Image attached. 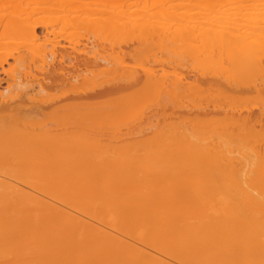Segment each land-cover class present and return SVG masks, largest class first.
<instances>
[{"label": "bare ground", "instance_id": "obj_1", "mask_svg": "<svg viewBox=\"0 0 264 264\" xmlns=\"http://www.w3.org/2000/svg\"><path fill=\"white\" fill-rule=\"evenodd\" d=\"M116 1L60 0L70 14L56 28L32 12L0 16V45L17 48H0V264H264V36L220 34L218 17L172 29L178 18H164V30ZM73 38L83 47L60 45ZM121 126L159 149L145 168L128 146L94 150L122 141ZM185 164L203 176L174 173ZM213 166L237 172V200L213 184ZM178 178L192 191L159 192ZM163 197L170 206L152 209Z\"/></svg>", "mask_w": 264, "mask_h": 264}, {"label": "rangeland", "instance_id": "obj_2", "mask_svg": "<svg viewBox=\"0 0 264 264\" xmlns=\"http://www.w3.org/2000/svg\"><path fill=\"white\" fill-rule=\"evenodd\" d=\"M65 1H67V0H62V2H64V3H66ZM73 1H75V0H73ZM81 1H83V0H81ZM115 1V0H114ZM149 2L148 4L146 3V2ZM154 1H160V0H125V2L123 3L124 5L122 6L123 8V10L125 9V10H129L128 12H126L127 14H126V17L128 16L130 19L133 17L134 19L135 18H137L138 17V19L137 20H139V18H143V19H147V18H149V20L151 21V20H153L154 19V21L153 22H155V21H157L158 22V24L160 23V22H162V24H163V21H165L166 22V24L167 25H169L170 23V21H171V19H177V21H171V24H170V26L173 24V23H175L174 25H172L171 27L170 26H168V28L170 27V29H172L173 27H175V25L176 26H179L178 24H181V22H182V20H183V18H189V19H191V20H199L200 21V23L197 25V27H204V25H203V23H205V22H207L206 20H208L209 18L208 17H213V19H214V17H218V19H219V21H218V23H214V21H209V20H211V18L208 20V22H210V28H211V23L213 24L212 26V29L215 27V30L218 32V31H220L219 33L220 34H224V33H227V32H230L229 31V29H230V27H232V28H235V29H239V30H242V31H247V32H250V34L252 35V34H256V35H254L253 36V38H255V36H257L258 34L260 35V36H264V22H262L261 24H259V25H252L253 23L252 22H249L248 21V23H247V20H242V21H237L238 23L237 24H235V25H233L232 23L230 24L229 22H230V20L232 19V17H234V18H237V20H240L242 17H243V19H244V17L246 18L247 17V19H248V17H250V19H253V18H256V17H261V18H264V0H249V2H247V0H204V1H202V0H200V1H198V0H161L160 2L161 3H156L155 2V4H157V5H155L154 4ZM246 1V2H245ZM117 2H120V0H118V1H116V2H114V4L116 5V4H118ZM127 2V3H126ZM136 2V3H135ZM195 3H197V5H188V4H195ZM210 3H221L222 4V9L219 11V10H214V9H211V8H209V7H207V4H210ZM60 0H0V16H12V15H14L15 14V12H19V13H21V14H25L26 15V13H30V12H32V19H40V20H46V21H50V20H52L51 22H52V28H56L57 26H58V21L57 20H59L60 18H61V16L63 15V14H66V15H68V13H65V12H63V13H61L62 12V8L60 9V8H58V6L60 7ZM76 4L77 3H74V4H72V5H74V6H76ZM113 4V5H114ZM126 4V5H125ZM129 4V5H128ZM144 4V5H143ZM152 4V7H150V5ZM154 4V5H153ZM112 5V7L110 6V7H107V10L108 9H112L114 6ZM133 5V6H132ZM62 6V5H61ZM118 6V5H117ZM144 6V7H143ZM56 7V8H55ZM126 7V8H125ZM130 7V8H129ZM55 8V9H54ZM144 8H146V9H144ZM132 9V10H131ZM148 9V10H147ZM59 10V12H57ZM61 10V11H60ZM134 10V11H133ZM166 11H169L168 13H166ZM73 13V12H72ZM130 13H131V15H130ZM149 14V15H147V14ZM162 13V14H161ZM163 13H165V15H163ZM70 14V13H69ZM135 14V15H134ZM162 15V17H160V16ZM174 15V16H173ZM132 16V17H131ZM152 16V17H151ZM173 16V17H172ZM205 17H207V19L205 18ZM238 17H241V18H239L238 19ZM52 18V19H51ZM57 18V24L55 23V19ZM164 18H166V19H164ZM170 18V19H169ZM180 18H182V20H181V22H179V19ZM193 18V19H192ZM220 18H221V20H223V21H220ZM223 18V19H222ZM231 18V19H230ZM174 19V20H175ZM205 19V20H204ZM233 20V19H232ZM231 20V21H232ZM132 21L134 22V20L132 19ZM142 20H140V22H141ZM190 21V20H189ZM199 21H197V22H199ZM135 22H137V24L135 23ZM134 22V25L136 24L137 26H138V21H135ZM165 22H164V25H162L161 23L159 24V26H161V28L163 29L164 28V30L165 29H167V25H165ZM173 22V23H172ZM184 22V23H183ZM182 22V24L183 25H188L189 23H185V22H188V20H186V21H183ZM220 22V23H219ZM130 23H132V22H130ZM130 23H128V26H130V25H132V24H130ZM250 23H252V24H250ZM154 24H156V23H154ZM158 24H156V25H158ZM182 24H181V26H182ZM215 24H218V26H219V24H220V26L217 28L216 26H215ZM223 24V25H222ZM135 25V26H136ZM207 25H205V26H207ZM246 25H248V27H245ZM255 26V28H253L252 26ZM56 26V27H55ZM128 26H126V28L124 29V32L126 31V34L128 35L129 33L127 32V30H129L128 28ZM135 26H133V27H135ZM165 26H166V28H165ZM50 27H51V25H50ZM88 26H86L85 28H87ZM90 27V26H89ZM88 27V28H89ZM133 27H131L130 28V31L132 30V28ZM228 27H229V29H228ZM87 28V29H88ZM87 29H80L81 31V33L83 32V33H91V31H92V29L90 28V29H88V30H90V31H88L87 32ZM135 29V28H134ZM133 29V30H134ZM57 30V29H56ZM72 29H70V31L69 32H72V33H76V32H79L77 29H73L72 31H71ZM76 30V31H75ZM133 30H132V33H133ZM168 30V29H167ZM42 30H41V28H39L38 29V32H41ZM135 31H136V29L134 30V33H135ZM79 32V33H80ZM123 32V31H122ZM82 33V34H83ZM136 33H137V31H136ZM124 34V33H123ZM125 34V35H126ZM131 34V33H130ZM75 35H78V34H75ZM132 35V34H131ZM134 35V34H133ZM129 36V35H128ZM132 37V36H131ZM75 38V37H74ZM72 39V40H61L60 41V45H62L64 48H65V50L67 49L68 51L70 50L71 51V48H74V49H76V48H82L83 46L81 45V43H79L78 44V39L76 40V39ZM11 40V39H10ZM10 40L8 39H6V41L5 40H3V41H5V42H10ZM74 40V41H73ZM2 41V42H3ZM12 41V40H11ZM72 41V42H71ZM77 42V43H76ZM84 42V41H83ZM33 43V42H32ZM36 43L37 42H34L32 45H34V46H32V49L33 48H36ZM73 43V44H72ZM7 43H5V44H3V46H1L0 45V48H2V51H10V50H15V49H17V48H15V47H13L12 48V44H9L8 43V45H6ZM12 45V46H11ZM82 46V47H81ZM47 48H50L49 46H47ZM4 49V50H3ZM9 49V50H8ZM13 63V62H12ZM11 63V65H14V63L12 64ZM197 63L198 62H196V63H194V65L197 67ZM192 64H193V62H192ZM191 66H193V65H191ZM5 77V76H4ZM2 90H3V88H2ZM35 91H32V94L34 93ZM253 100V99H252ZM256 100V99H255ZM256 101H258V100H256ZM249 102V103H248ZM247 103L249 104V105H254V104H258V105H261V101H259L258 103H250V101H248ZM264 104V103H263ZM141 106L139 105V108H140ZM142 107H143V105H142ZM138 108V107H137ZM137 110V109H136ZM141 110V109H140ZM131 126H134V127H131ZM131 126H129L130 127V129H135V127H136V129H137V127H138V129L140 128V126H138V125H131ZM127 127L126 126H121V129L122 130H124L123 131V133H121L120 134V137H121V140L122 141H119V139H116L115 138V136H113V137H110V136H112L110 133V135L109 136H107V138L106 139H104V142L102 141V143L103 144H98V145H96V146H98V148H95V146H94V150L95 151H97V152H100L99 150H101V152H113L114 150H115V148H116V150L117 151H119V153L120 154H122V152H121V150L120 149H122L123 148V146H125V148L128 146V150H129V152L128 151H126L128 154H130V155H132V156H135L134 154H136V153H138L139 155V157L140 158H137V156H135L138 160H137V165H136V167L137 168H140L141 167V169H143V168H145L146 167V163H147V161L146 160H148V157H150V158H152V157H154L157 153H158V151H159V149L157 148V146L155 147L154 146V148L152 149L151 148V150L149 149L150 147H146L145 146V142L142 140V138L144 139V138H146L147 137V135H149V133H147V132H144L145 133V135H143L142 136V134H144V133H140V135L138 134V136H137V130H136V133H134V130H133V133L131 134V132H130V130H127L126 129ZM141 128H143L142 126H141ZM121 130V131H122ZM127 130V131H126ZM125 131H126V133H125ZM129 131V132H128ZM108 134V133H107ZM135 134H136V136H135ZM128 135V136H127ZM110 137V139H111V141L108 139ZM129 137V138H128ZM114 138V139H113ZM136 139V140H135ZM105 140H107V141H105ZM114 140V141H113ZM134 140H135V142H137L138 141V143H135L134 142ZM126 141H128V142H126ZM143 141V142H142ZM107 144H109V145H107ZM134 145V146H133ZM136 146V147H135ZM102 147V148H101ZM140 147V148H139ZM109 148V149H108ZM99 149V150H98ZM112 149V150H111ZM127 149V148H126ZM148 149V150H147ZM158 149V150H157ZM102 150H104V151H102ZM115 150V151H116ZM149 155H152V156H149ZM158 155V154H157ZM147 156V157H146ZM135 157H133V158H135ZM144 158H145V160H144ZM147 158V159H146ZM140 159L142 160V161H140ZM143 165V166H142ZM143 167V168H142ZM184 167H187V168H182L181 167V169H175L174 168V173H176L178 170H180L179 172H177L178 174H180L182 177H191V178H193V179H196V177H199V175H201V176H203L202 174H200V173H198L197 172V170H195L196 168H194V173L192 172V170L190 171L189 170V168L188 167H193V165H191L190 164V166H187V164H185V166ZM201 167V166H200ZM218 167V166H217ZM217 167H212L211 169H212V174L214 175V176H217V178L218 179H214L213 181H215V183L213 182V184L215 185V186H220L219 187V189H223L222 191L224 192V190H227V189H229V190H227L226 192H231L232 193V195L230 196V194L231 193H229V197H230V200L231 201H235V199H236V197H235V195H237V199L240 197V196H238V195H240V193H241V190H242V186H241V188H240V186L239 185H237V184H240V181L237 179V177H238V174H237V172L236 171H234L233 172V170H227V171H229V172H227V173H218V171H217ZM137 168H135V169H137ZM215 169H216V171H217V173H215ZM185 171H187L186 172V174H185ZM190 171V172H189ZM184 173V174H183ZM187 173H189V174H191L190 176H189V174H187ZM97 173H95V175H96ZM99 174V176L98 177H100V175H102V173H98ZM193 174H194V176H193ZM211 174V173H210ZM212 174H211V176H212ZM218 174V175H217ZM177 174H175V176H176ZM180 175H178L179 176V178H182V177H180ZM220 175V176H219ZM214 176H212V177H214ZM219 176V177H218ZM236 176V177H235ZM19 177V176H18ZM195 177V178H194ZM20 178V177H19ZM43 178V177H42ZM178 178V180L180 181V183H179V181L177 182V181H173V182H171V183H169V184H166L167 186L165 187V186H163V187H161V188H159L160 189V191L159 192H165V190L167 191V192H169V191H171L172 189L173 190H177V189H180L181 191H183V192H186V190L188 191V190H190L192 187H191V185H190V182L189 183H187V181L188 180H184L186 183H183V181L181 180V179H179ZM221 178V179H220ZM235 178V179H234ZM21 179V178H20ZM25 179V178H24ZM28 179H30V178H28ZM39 179H41V177L39 178ZM183 179V178H182ZM220 179V180H219ZM237 179V180H236ZM26 180V179H25ZM218 180V181H217ZM30 181V180H29ZM34 181H37V179L35 178V180ZM41 181V180H40ZM40 181H38V182H40ZM42 181H43V179H42ZM41 181V182H42ZM236 181V182H235ZM45 182V181H44ZM238 182V183H237ZM43 183V182H42ZM175 183H177V185H179V187L175 184ZM217 183V184H216ZM237 183V184H236ZM182 184V185H181ZM185 184V185H184ZM187 184H189V186L187 185ZM225 184V185H224ZM170 187H169V186ZM223 185V186H222ZM239 186L238 188H239V194L237 193L238 192V188L236 187V186ZM241 185V184H240ZM182 186L183 187H185L186 188V190H183V188H182ZM42 187V186H41ZM165 187V188H164ZM176 187H178V188H176ZM189 187H191V188H189ZM224 187H225V189H224ZM227 187V188H226ZM233 187H234V190H233ZM22 188L23 189H25V186H22ZM30 190H29V189ZM32 188V187H31ZM30 188V186H27V188L25 189V190H27L28 192H30L31 191V193H32V189ZM176 188V189H175ZM184 188V189H185ZM217 188V187H216ZM161 189H165V190H162L161 191ZM102 191L101 189H97V191ZM180 190H178V191H180ZM190 191H192V189L190 190ZM190 191H188V192H190ZM233 191V192H232ZM237 191V192H236ZM243 191V190H242ZM81 192V191H80ZM84 193V194H83ZM97 193H100V195H101V192H97ZM103 193V192H102ZM233 193H237V194H233ZM82 194L84 195V196H87V194L88 193H86V191L84 192H82L81 194H80V196L82 197ZM86 194V195H85ZM77 195H79V194H77ZM228 195V194H227ZM72 196V195H71ZM80 196H76L75 195V197H74V195L72 196V198H74L73 199V203H74V205L76 206V207H78V208H85V206H87V204L88 203H86V205L84 206V202L82 201L83 199L80 197ZM83 196V197H84ZM234 196V197H233ZM80 197V198H79ZM86 197H84V199H85ZM90 198V195L88 194V196H87V200ZM101 198V197H100ZM167 197H163L162 199H165V200H167L166 199ZM70 199V198H69ZM236 199V200H237ZM86 200V201H87ZM89 201V200H88ZM163 201V200H162ZM169 201V199L167 200V201H165V205H163L164 203L162 202V204H159V206H158V203H153L152 205H151V208L152 209H157L158 207L159 208H161V207H163L164 208V206H170V203L168 202ZM92 202V201H91ZM90 203V202H89ZM167 203V204H166ZM91 204V203H90ZM150 205V204H149ZM154 208H153V207ZM161 206V207H160ZM168 206V207H169ZM212 206V209H213V206L214 205H211ZM139 207H141V206H139ZM143 207H144V205H143ZM145 207H150V206H148V205H146ZM208 207V206H207ZM215 207H217V206H215ZM208 208H211L210 206L208 207ZM205 211H207V210H205ZM204 210L202 211V210H200V211H197L199 214H197V212H192V213H196L197 215H196V217L198 218V216H200L201 218L200 219H206L205 217L203 218V216L202 215H204L205 214V216H206V214L208 215L209 213H214V214H216L215 212H211V209H210V211H207V212H205ZM204 212V213H203ZM200 213H202L201 215H200ZM211 214V215H212ZM195 215V214H194ZM191 216V215H190ZM192 217H193V215H192ZM207 217V216H206ZM210 217H214V215L213 216H210ZM196 220V218H193V220ZM199 218H198V220H200ZM194 220V223L196 224V223H201L203 220H200L201 222H199L198 220H196L195 221ZM203 223V222H202ZM135 228V227H134ZM128 230V229H127ZM130 230V229H129ZM134 230V229H133ZM135 230H136V228H135ZM137 230H138V228H137ZM130 232V231H129Z\"/></svg>", "mask_w": 264, "mask_h": 264}]
</instances>
